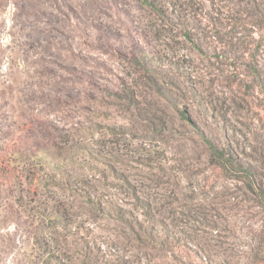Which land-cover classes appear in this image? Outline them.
I'll return each instance as SVG.
<instances>
[{
    "label": "rangeland",
    "instance_id": "obj_1",
    "mask_svg": "<svg viewBox=\"0 0 264 264\" xmlns=\"http://www.w3.org/2000/svg\"><path fill=\"white\" fill-rule=\"evenodd\" d=\"M0 264H264V0H0Z\"/></svg>",
    "mask_w": 264,
    "mask_h": 264
}]
</instances>
